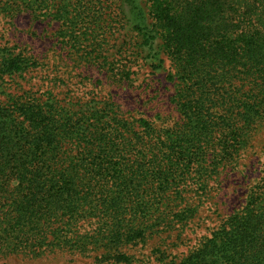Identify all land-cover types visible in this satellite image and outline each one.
<instances>
[{
	"label": "trees",
	"instance_id": "1",
	"mask_svg": "<svg viewBox=\"0 0 264 264\" xmlns=\"http://www.w3.org/2000/svg\"><path fill=\"white\" fill-rule=\"evenodd\" d=\"M123 6L140 45L158 42L156 68L160 53L175 64L167 80L181 83L174 101L185 119L196 121L189 126L190 142L198 145L193 157L171 137L146 150L144 136L153 131L143 120L128 124L100 108L75 115L55 102L14 105L0 114L6 252L93 245L128 262L121 247L143 239L156 212L164 215L168 192L174 188L178 196L192 169L199 177L215 173L264 121V0H0V16L56 22L75 48L103 17L123 14ZM35 65L19 55L2 58L0 79ZM80 222L94 228L79 235ZM176 264H264V177L240 210Z\"/></svg>",
	"mask_w": 264,
	"mask_h": 264
},
{
	"label": "rangeland",
	"instance_id": "2",
	"mask_svg": "<svg viewBox=\"0 0 264 264\" xmlns=\"http://www.w3.org/2000/svg\"><path fill=\"white\" fill-rule=\"evenodd\" d=\"M122 8L123 14L103 17L93 35L82 38V44L75 48L59 36L56 22L25 13L0 16V63L2 58L18 55L36 62L34 67L25 66L0 79V114L11 111L14 105L31 103L55 102L75 115L100 108L107 116L113 112L128 124L145 121L153 131L150 138L144 136L146 150L155 142L168 143L171 137L180 140L184 154L191 158L198 145L190 142L189 126L196 121L185 119L174 101L181 83L167 77L175 71V64L160 53L157 58L162 61L156 68L153 50H157L158 42L151 49L141 46L136 23L127 6ZM141 129L143 126L137 131ZM199 152L203 150L197 149ZM261 177L264 121L254 128L243 147L218 164L215 173L199 177L192 169L186 184L176 190L178 196L174 188L168 192L165 207L169 209L164 215L156 212L153 219H159L150 222L144 238L121 247L129 256L128 262L117 263L109 257L112 250L87 245L84 249L49 247L38 254L22 250L9 253L1 248L0 264H176L241 209L249 189ZM201 181L203 186H199ZM185 208L192 211L181 212ZM93 228L80 222L77 234L84 235Z\"/></svg>",
	"mask_w": 264,
	"mask_h": 264
}]
</instances>
